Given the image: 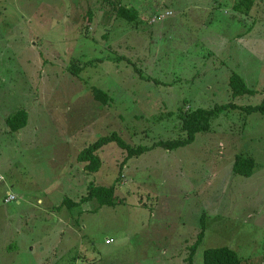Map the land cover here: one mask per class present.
I'll use <instances>...</instances> for the list:
<instances>
[{"label": "rangeland", "instance_id": "1", "mask_svg": "<svg viewBox=\"0 0 264 264\" xmlns=\"http://www.w3.org/2000/svg\"><path fill=\"white\" fill-rule=\"evenodd\" d=\"M236 1L123 0L138 13L133 25L104 0H0V264H186L201 224L192 264L222 246L264 264V113L228 110L191 144L121 168L126 152L114 143L98 151L94 174L76 159L112 132L134 147L176 138L179 108L260 104L264 0L248 13ZM233 74L254 93L233 99ZM17 110L27 124L9 133ZM239 154L255 160L249 177L232 173ZM118 177L114 207H59Z\"/></svg>", "mask_w": 264, "mask_h": 264}, {"label": "trees", "instance_id": "2", "mask_svg": "<svg viewBox=\"0 0 264 264\" xmlns=\"http://www.w3.org/2000/svg\"><path fill=\"white\" fill-rule=\"evenodd\" d=\"M123 0H104L108 4V8L111 11V16L113 15L116 19L125 21L127 24H138V13L133 8H127L122 4ZM253 0H237L233 4L232 8L238 12L248 13L252 7ZM88 20L91 19V13H87ZM109 14L106 15V21L108 17H111ZM137 22L136 24H134ZM120 58H117L116 61H119ZM91 62H89L90 64ZM89 65L88 63H86ZM82 67H76L73 64L70 68L71 74L73 76H78ZM136 72L141 73L138 69ZM141 79L144 78L146 82H149V78H146L143 75H140ZM229 88L231 90V97L234 99L239 96L252 95L254 90L249 89L243 79L233 74L229 77L228 82ZM91 91L94 97V100L107 104L111 99L101 89H98L94 86L91 87ZM239 109L245 115H250L252 113H264V99L258 105H247V106H237L233 102H228L226 104L215 105L212 108H197L191 110L190 108L184 109L179 108L175 114V117L178 121V136L173 139L168 140H158L153 143L151 146L138 145L136 147L127 144L116 132H112L110 135H105L99 137L93 143L89 144L87 147L82 149L77 155V161L82 164V170L86 175L94 174L99 171L101 166V161L97 155L103 147L114 143L119 149L126 152L125 157L123 158L120 168L125 165L126 161L133 156H139L143 153H146L155 148H161L165 151H172L177 148H181L191 144L195 140V136L198 133L208 132L211 127V121L214 118H217L221 113H224L228 110ZM169 113V116L173 115ZM28 121V113L25 110H17L14 113L10 114L5 119L6 128L9 133H16L20 131ZM256 163L255 160L244 154H239L234 157L232 163V173L240 175L243 177H249L252 175L253 170L255 169ZM119 180V177L114 181L109 187L96 186L93 183H90L86 189L85 194H83L79 201L75 202L74 200L65 198L62 203L59 205L60 208L65 207L66 210L71 212L81 205L97 204V208L102 206L114 207L120 201L115 196L116 182ZM200 232L198 233L197 240L188 250V256L184 259L186 264H192V257L196 251L197 245L200 244L201 238L204 234V224H201ZM203 264H242L241 259L238 257L237 253L232 249L222 246L216 248H208L203 252Z\"/></svg>", "mask_w": 264, "mask_h": 264}, {"label": "built area", "instance_id": "3", "mask_svg": "<svg viewBox=\"0 0 264 264\" xmlns=\"http://www.w3.org/2000/svg\"><path fill=\"white\" fill-rule=\"evenodd\" d=\"M158 18H163V15H160ZM13 199V196L12 195H9L6 199H5V201L6 202H9V201H11Z\"/></svg>", "mask_w": 264, "mask_h": 264}]
</instances>
